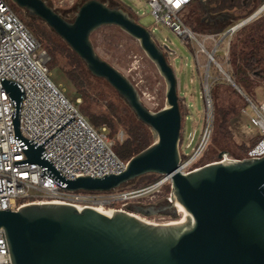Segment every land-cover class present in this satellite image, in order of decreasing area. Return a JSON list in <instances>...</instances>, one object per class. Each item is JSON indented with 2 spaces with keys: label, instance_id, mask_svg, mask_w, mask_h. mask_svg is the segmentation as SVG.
<instances>
[{
  "label": "water",
  "instance_id": "1",
  "mask_svg": "<svg viewBox=\"0 0 264 264\" xmlns=\"http://www.w3.org/2000/svg\"><path fill=\"white\" fill-rule=\"evenodd\" d=\"M12 1L29 16L41 19L93 76L104 79L154 137L126 161L121 172L68 180L47 157L42 144L73 116L40 144L23 137L18 121L24 95L1 77L14 107V136L27 156L13 161L14 165L37 163L40 175L46 174L68 190L109 191L148 173L167 175L169 202L136 209L147 215H173L178 204L185 211L180 221L158 224L128 211L115 210L108 215L91 207L79 209L64 203H29L14 211L6 208L0 210V229L12 264H264V155L222 160L225 153L219 152L214 161L189 172L180 171L182 114L177 78L166 55L174 51L164 45L165 52L149 29L122 9L99 0L83 1L72 20L63 18L45 0ZM263 9L264 2L240 24ZM103 25H115L138 40L155 64L166 83L165 105L161 109L149 110L127 77L97 54L90 35Z\"/></svg>",
  "mask_w": 264,
  "mask_h": 264
},
{
  "label": "built area",
  "instance_id": "2",
  "mask_svg": "<svg viewBox=\"0 0 264 264\" xmlns=\"http://www.w3.org/2000/svg\"><path fill=\"white\" fill-rule=\"evenodd\" d=\"M187 1L147 0L148 12L155 23L160 22L170 28L182 42L188 39L199 44L200 51L207 56L208 66L206 64L203 72L206 80L210 77L211 62L215 63L229 80L230 76L216 61L214 54L220 51L227 58L232 35L243 24L241 25L240 21L217 34L194 32L185 26L178 16V12ZM219 34L220 40L215 42L213 48L208 51L204 42L214 39V36ZM223 43L224 46H221ZM164 45L166 44H158L166 52ZM48 59L46 50L40 47L6 0H0V78L9 80L24 95L19 107L18 129L21 135L40 144L73 116L42 144L47 157L62 176L70 180L80 175L101 177L105 174L121 172L125 168L126 161H122L113 152V140L107 136L106 127L95 129L91 126L79 112L77 105L70 101L63 89L53 82L47 68ZM194 59L195 64L199 60L198 52H195ZM205 87L207 124L197 144L189 153L183 152L186 158L180 159L179 163V169L182 172H189L198 167L195 166V162L210 139L213 117L208 83ZM237 89L240 91L238 87ZM244 98L252 107L253 114H249L244 107L240 110L248 117V120L240 122L239 131L246 139L258 137V141L248 149L244 157H260L264 155V99L256 105L249 97L244 95ZM13 109L0 81V210L8 208L14 211L29 203H64L72 204L79 209L102 207L111 212L127 211L128 203L132 199L148 196L152 199L165 184H169L170 187V177L159 175L155 181L139 188L121 186L109 191L68 190L46 174L40 175L41 166L37 163L14 165L13 161L27 159V156L14 136L11 115ZM192 136V134L189 136V143H185V147L190 145ZM116 138L122 140L123 133L118 132ZM227 159H234V157L223 154L222 160ZM169 200L168 194L166 202L168 203ZM176 211H178L177 204ZM142 219L159 224L180 221L182 217L179 220H158V218L149 220L145 217ZM0 264H12L2 229H0Z\"/></svg>",
  "mask_w": 264,
  "mask_h": 264
},
{
  "label": "rangeland",
  "instance_id": "3",
  "mask_svg": "<svg viewBox=\"0 0 264 264\" xmlns=\"http://www.w3.org/2000/svg\"><path fill=\"white\" fill-rule=\"evenodd\" d=\"M83 1L84 0H45L50 7L57 11V13H61L66 20L73 19L78 6ZM109 2L122 9L134 19L136 18V21L139 24L149 29L157 44H166L174 51L173 54H168L167 52L166 54L177 78L178 99L180 102L181 113L186 116V118L182 120L181 124V136L183 137L184 142L180 151L189 153L192 147L197 144L207 124L206 84L208 83V95L211 100L212 117L214 104L211 87L215 79L228 83L229 86H232L239 94H241V96H243V98L245 94H242L237 87L226 79V76L219 70L215 63L211 62L209 64L210 77L206 80L203 72L207 64V56L204 52L200 51L199 44L196 41H189L188 39L182 42L181 38L170 28L164 26L160 22L155 23L148 12L149 6L147 4V0H109ZM238 2L239 5L219 13L216 23L219 25L223 24L225 26L223 30L231 25L239 23L243 19L247 18V16L254 13L261 6V4H263L264 0H238ZM6 3L11 9L19 11V14L15 11L14 12L21 21V17L24 19L36 18L38 21L41 20L37 17L29 16L24 9L19 8L12 0H6ZM263 11L264 9L261 12ZM178 16L181 20L185 21L190 17V11L182 8L178 12ZM41 22L47 30L52 31L42 20ZM90 40L97 54L125 75L133 84L139 94L140 100L149 110L157 111L165 105L166 83L164 78L159 73L155 64L142 50L138 40L115 25H103L96 28L91 33ZM219 40L220 34L214 36V39L206 40L204 45L207 50L210 51L213 48L214 43ZM221 46H224V43L221 44ZM228 51L227 58L220 51L214 54V58L218 63H220L223 70L227 67L226 61L228 60ZM195 52H198L199 58L198 62H195L196 65L194 64ZM68 60V58L60 56L58 60L59 64H54L53 67L49 69L47 61V68L53 82L63 89L64 94L70 101L77 104V99H79V102H81L82 99L76 96L74 85L67 79L61 68L68 66ZM92 93L95 97V100H93L90 104L92 111H107L109 104L117 108L120 107L122 103H125L118 93L102 78H100V81H96L94 83ZM226 94H228L226 91L219 89L220 96H224ZM249 98L254 104L259 105L264 99V85L259 84L254 87L252 89L251 97ZM243 107L249 114H253L252 107L249 103L245 101V105ZM247 120L248 117L238 111L231 119V134L227 136L226 143L223 145H213L211 148L208 147L201 158L200 163L205 164L216 160L219 152H224L228 156L238 158V155L240 154V147L238 144L246 140V138L239 131V124L240 122ZM117 127V134L118 132H122L124 137L122 126L118 125ZM117 134L115 135V139ZM191 134L193 136L190 140V145L185 147V143H189V136ZM109 138L111 140L113 139L111 137ZM153 141L154 137L152 136V142ZM153 177L158 178L156 174H154ZM145 184V179H140L138 177L121 186L127 188H139ZM169 191H166V187H162V190L152 199L149 196L145 198L132 199L128 203L127 211L137 214V217L139 216L141 219L145 217L149 220L155 218H158V220H179L183 215L182 212L176 211L173 215L169 212H156L147 215L136 209V206L144 207L152 203L165 205L167 203L166 199Z\"/></svg>",
  "mask_w": 264,
  "mask_h": 264
},
{
  "label": "trees",
  "instance_id": "4",
  "mask_svg": "<svg viewBox=\"0 0 264 264\" xmlns=\"http://www.w3.org/2000/svg\"><path fill=\"white\" fill-rule=\"evenodd\" d=\"M99 1L111 7H116L109 0ZM236 5H239L238 0H205L204 3L199 0H188L183 8L190 11V17L185 21H181L194 32L218 33L225 28L223 24L216 23L219 13ZM12 10L19 14L18 10ZM59 14L65 18L61 13ZM21 19L40 47L46 50L49 56V69L54 64H59L60 56L69 59L68 66L61 68L67 79L74 85L76 96L82 99L81 102H77V108L94 128L99 129L102 125L107 127V135L113 138L112 149L117 157L122 161H127L152 142L150 129L135 117L126 103H122L117 108L109 104L107 111H92L90 104L95 100L92 88L96 81H100V78L93 76L78 55L61 38L52 31L47 30L41 20L38 21L36 18L24 19L23 17ZM226 62L227 67L224 71L230 76L234 85L247 97H251L254 87L259 84L264 85V11L244 23L233 33ZM211 89L214 104L212 131L209 142L195 162V166L203 164L200 163V160L208 147L211 148L213 145L226 143L227 136L231 134V119L245 105L243 96L226 82L215 79ZM219 89L226 91L228 94L220 96ZM185 118L186 116L182 114V120ZM118 125L123 128L124 137L122 140L115 139ZM257 141L258 137H252L239 143L240 154L238 158L246 156L248 149ZM183 142L184 139L180 133L179 151ZM180 156L181 159L186 158L181 151ZM153 175L154 173H148L139 178L145 179L147 184L157 179ZM156 175L159 177L158 174ZM163 187H166V191L170 190L169 184H165Z\"/></svg>",
  "mask_w": 264,
  "mask_h": 264
},
{
  "label": "bare ground",
  "instance_id": "5",
  "mask_svg": "<svg viewBox=\"0 0 264 264\" xmlns=\"http://www.w3.org/2000/svg\"><path fill=\"white\" fill-rule=\"evenodd\" d=\"M262 5V4H261ZM248 17V16H247ZM177 208H178V211H182V213H183V215H184V213H185V211H184V209L182 208V206H180V205H178L177 204ZM97 211H99V212H102V213H106V214H108V215H111L113 212H111L110 210H107V209H104V208H102V207H96L95 208ZM133 215H135V214H133ZM183 215H182V218H183ZM135 216H137V215H135ZM143 220V219H142ZM144 221H146V220H144Z\"/></svg>",
  "mask_w": 264,
  "mask_h": 264
},
{
  "label": "flooded vegetation",
  "instance_id": "6",
  "mask_svg": "<svg viewBox=\"0 0 264 264\" xmlns=\"http://www.w3.org/2000/svg\"><path fill=\"white\" fill-rule=\"evenodd\" d=\"M148 205H150V204H148ZM151 205H153L154 207L163 206L162 204H157V203H152Z\"/></svg>",
  "mask_w": 264,
  "mask_h": 264
},
{
  "label": "crops",
  "instance_id": "7",
  "mask_svg": "<svg viewBox=\"0 0 264 264\" xmlns=\"http://www.w3.org/2000/svg\"><path fill=\"white\" fill-rule=\"evenodd\" d=\"M136 19V18H135Z\"/></svg>",
  "mask_w": 264,
  "mask_h": 264
}]
</instances>
